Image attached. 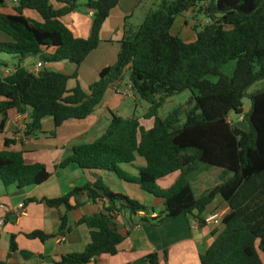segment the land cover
I'll list each match as a JSON object with an SVG mask.
<instances>
[{
  "label": "trees",
  "instance_id": "trees-1",
  "mask_svg": "<svg viewBox=\"0 0 264 264\" xmlns=\"http://www.w3.org/2000/svg\"><path fill=\"white\" fill-rule=\"evenodd\" d=\"M81 1L18 0L17 14L7 15L0 0V31L12 40L0 42V56L18 59L14 69L0 61V69L13 70L0 74V136L14 110L23 115L31 110L28 136L41 131L47 118L54 120L56 129L71 120L85 121L101 106L108 90L118 91L127 80L134 95L149 105L143 119L154 120V127L146 130L136 116L126 119L113 113L105 133L93 143L76 146L59 169L76 164L84 171L109 172L162 199L165 212L144 220L156 227L180 217L206 224L202 215L220 197L230 212L223 219V231L214 232V243L200 257L201 264H264V89L251 92L264 81V0H155L138 30L126 31L116 64L103 69L88 92L79 83L68 90L69 81H78L77 73L68 76L43 67L36 75L24 66L36 57L43 65L69 62L80 67L98 49L102 28L122 0H86L93 12L88 39L77 37L63 21L79 10ZM54 3L63 8L57 10ZM26 10L39 14L42 22L27 18ZM187 13L208 21L206 26H195L192 43L172 34L177 19ZM235 60L237 68L229 79L221 69ZM209 76L220 80L214 84L207 80ZM187 91L198 95L166 118L159 116L169 99ZM245 97L253 101L248 112L242 102ZM232 114L238 119L230 123ZM241 120L250 132L238 127ZM15 144L14 139H6L5 149L0 150L4 187L23 190L46 183L51 178L47 167L27 163L23 152L10 150ZM137 156L147 165L134 177L122 166L133 165ZM201 166L221 169L222 183L198 198L191 176ZM176 173L179 177L171 187L159 185ZM87 202L101 204L107 214L76 222V227L89 228L91 242L82 253L68 254L55 264H90L103 255L116 256L125 237L113 214L126 208L135 215L149 212L140 202L112 192L101 179L61 198L30 199L27 204L65 207L58 233L63 236L68 214ZM26 237L45 243L57 236L35 231ZM10 243L11 253L17 252L16 236ZM147 263L161 264L160 256L149 255Z\"/></svg>",
  "mask_w": 264,
  "mask_h": 264
},
{
  "label": "crops",
  "instance_id": "crops-1",
  "mask_svg": "<svg viewBox=\"0 0 264 264\" xmlns=\"http://www.w3.org/2000/svg\"><path fill=\"white\" fill-rule=\"evenodd\" d=\"M154 2L155 0H122L102 28L100 46L80 67L69 62L46 64L44 67L68 76L77 73L78 81H69L68 90L72 91L79 83L83 90L88 92L90 86L99 80L102 70L116 64L121 47L120 42L126 31L138 30L153 8ZM86 5L87 1L82 0L81 9L63 19L65 25L82 39L90 38L93 24V12L87 9ZM54 6L57 10L63 8L57 3H54ZM15 8L14 0H4L1 11L7 15H16ZM24 15L33 21L42 22L39 14L34 11L26 10ZM198 21L200 19H196L194 14L187 13L177 19L172 34L184 39L188 35L187 28ZM11 41L9 36L0 31V42ZM14 58L18 64V59ZM36 59L35 62L27 60L24 65L31 73L40 62L39 58ZM0 61L6 62L9 68H16L17 64L11 66L7 61L2 60L1 56ZM4 69H0V74H3ZM119 88L118 91L108 90L101 106L87 120H71L56 129L54 120L47 118L43 121L42 130L33 136L26 134L31 110H28L25 115L15 110L10 112L5 132L0 136V150L5 149L6 139H14L16 144L10 150L23 152L25 161L29 164H44L51 178L43 185L23 190H19L16 186L5 188L0 180V220L4 221V224L0 226V264H55L68 254L82 253L91 242L90 230L85 225L76 227L75 223L83 217L107 214L101 204L87 202L84 207L70 212L68 229L71 228L72 231L67 229L65 235L59 236L61 218L67 213L65 207L52 209L46 205L27 204V201L44 198L58 199L68 195L75 188H82L89 183L94 184L99 179L112 192L140 202L149 209V212L147 214L140 212L135 215L126 208L113 214L115 223L125 237V241L119 247V253L116 256L103 255L90 264H148L147 257L154 253L160 256L161 264H201L200 257L214 243L216 239L214 232L223 231L222 224L217 227L209 224L201 225L193 218L180 217L169 219L160 227H156L144 220L157 218L160 213L165 212L166 207L162 199L155 198L144 192L138 185L124 182L109 172L84 171L76 164L59 169L65 160L74 155L76 146L93 143L105 133L111 123L112 114L121 116L120 112L127 100L137 106L140 104V100L135 95L133 98L124 97L123 93L129 89L127 80L122 82ZM246 111L248 112L249 108ZM129 116L130 114L126 116L127 118L121 117L132 118ZM232 116L233 114L229 119H232ZM141 118L140 123L146 130L154 127V120H145L144 116ZM237 119L236 116V121ZM88 140L91 142L87 143ZM146 165V161L137 156L133 165H124L122 168L128 174L138 177L139 169ZM179 174L176 173L160 180L159 185L163 189L171 187ZM221 176V169L201 166L191 176L196 196L199 198L219 186L222 183ZM23 204L25 212L22 214L19 213L18 208ZM108 207L109 205L106 206ZM229 212V205L218 197L202 215V218L206 220L213 214H220L224 219ZM35 231H42L57 237L45 243L26 237L27 234ZM11 236H16L19 247V250L14 253L10 250ZM61 237L66 240L61 242ZM166 251L167 261L165 260ZM23 252L28 257L23 256Z\"/></svg>",
  "mask_w": 264,
  "mask_h": 264
},
{
  "label": "rangeland",
  "instance_id": "rangeland-1",
  "mask_svg": "<svg viewBox=\"0 0 264 264\" xmlns=\"http://www.w3.org/2000/svg\"><path fill=\"white\" fill-rule=\"evenodd\" d=\"M80 9H81V6H80L79 10ZM197 18H199L201 22L200 21H198V23L194 22V24L191 27H188L186 30L188 35H187V37H184L183 40L188 41L190 43L194 42L196 40V36L194 34L195 33V31H194L195 26H197V25L206 26L208 24L207 19H205L203 16H199ZM1 59L4 61H7L11 66L17 64V60L13 56L1 55ZM29 60H33L35 62L37 59H36V57H33V58H30ZM236 68H237V61L236 60L231 61L221 69V73L224 76L228 77L229 79H232L234 77V73L236 71ZM207 80L216 84L219 82L220 77L219 76H209V77H207ZM262 89H264V81L253 86V88L251 89V92L260 91ZM194 95H198V91H187L185 93L174 96L173 98L168 100L167 104L162 109L159 110V116L161 118H166L171 112H173L174 110H176L180 106L187 105V103L190 101V99ZM139 102H140V104L137 106L132 101L127 100L126 103L123 105V108H122V111L120 112V115L124 116V117H126V116L128 117V115L130 114L129 117L133 118L135 115L137 118L142 119L141 117L144 116L148 112L149 105L146 102L141 101V100ZM246 109H248V108H246ZM231 118L233 119V120L229 119L231 122H236V115H233ZM90 142H91V140H88L87 143H90ZM93 172L96 173V172H100V171H93ZM191 179H193V177H191Z\"/></svg>",
  "mask_w": 264,
  "mask_h": 264
},
{
  "label": "built area",
  "instance_id": "built-area-1",
  "mask_svg": "<svg viewBox=\"0 0 264 264\" xmlns=\"http://www.w3.org/2000/svg\"><path fill=\"white\" fill-rule=\"evenodd\" d=\"M14 3L17 5L18 4V0H14ZM44 65L43 63L40 61L35 69H34V74L38 75L41 70L43 69ZM5 74L9 75L11 73H13V70L12 69H6L4 71ZM124 97L125 98H133L134 97V92L132 91L131 87L129 86V89L128 91H126L125 93H123ZM230 123H232L230 120H229ZM18 211L19 213H24L25 212V205H20L19 208H18ZM223 222V218L220 214H213L211 215L209 218L206 219V224H209V225H212V226H219L221 225ZM4 224V221L3 220H0V226H2ZM66 239L64 237H61L60 238V241L63 242L65 241Z\"/></svg>",
  "mask_w": 264,
  "mask_h": 264
},
{
  "label": "water",
  "instance_id": "water-1",
  "mask_svg": "<svg viewBox=\"0 0 264 264\" xmlns=\"http://www.w3.org/2000/svg\"><path fill=\"white\" fill-rule=\"evenodd\" d=\"M243 104L245 105V107L251 109L253 107V101L252 99H250L249 97H245L243 100H242ZM238 127L244 131V132H250V128H249V125L247 124L246 121L244 120H241L238 124Z\"/></svg>",
  "mask_w": 264,
  "mask_h": 264
}]
</instances>
